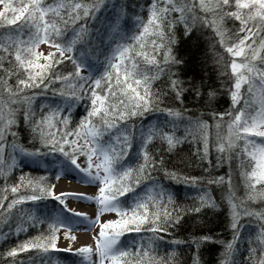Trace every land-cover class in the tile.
<instances>
[{
  "label": "snow or ice",
  "instance_id": "1",
  "mask_svg": "<svg viewBox=\"0 0 264 264\" xmlns=\"http://www.w3.org/2000/svg\"><path fill=\"white\" fill-rule=\"evenodd\" d=\"M0 28V219L8 226L0 237L7 243L14 215L17 233L29 223L41 229L5 249L0 264L29 250L45 264H64L53 258L59 251L72 253L67 264H89L93 252L92 264H187L175 251L185 242L196 249L191 264L210 243L222 245L218 264H237L245 241L242 264H264V208L249 206L264 203V0H0ZM185 144L186 162H172ZM29 164L95 194L55 193L48 175L28 178ZM68 195L94 202V218L71 213ZM225 207L231 239L217 240L203 220L196 227L205 234L175 238L186 220ZM74 222L98 227L94 247L57 249L58 231Z\"/></svg>",
  "mask_w": 264,
  "mask_h": 264
},
{
  "label": "trees",
  "instance_id": "2",
  "mask_svg": "<svg viewBox=\"0 0 264 264\" xmlns=\"http://www.w3.org/2000/svg\"><path fill=\"white\" fill-rule=\"evenodd\" d=\"M227 26L228 27L232 26L231 21L227 22ZM0 34H2V28H0ZM211 35H212L211 30H209L206 33V36L211 37ZM210 44H211L210 39L205 40L203 44V48L208 57V71L213 76H215V72L213 69L214 52L210 49L209 47ZM2 74H3L2 71H0V75ZM11 83L15 84V79H12ZM159 86L160 85H157V87ZM50 95L51 94L49 93V96ZM220 106H221V110L228 109L229 104H228V97L226 95L221 98ZM37 110H38V107H37ZM19 119L22 124L23 123L22 113L19 114ZM215 131H216L215 129L212 130L213 138L215 136ZM221 131L223 133H226L227 132L226 126ZM180 147H181V151L172 157V162L174 163L177 162L180 157H184L185 162H186V158L189 152V147L187 144L182 145ZM238 151H242V143H241V148L238 149ZM213 163H215L214 157H213ZM232 167L233 169L237 168L235 160L232 163ZM35 169H36L35 165L29 164L28 167L23 168V172L29 174L28 176L29 179L34 178V177L38 178L42 175H48L50 185L54 186L55 177H56L55 173H50V174L45 173L43 168H40L39 170H35ZM248 170L250 171L251 169L249 168ZM184 171L191 172V174H196V175L200 174V170L198 168L195 170H192L190 168L184 167ZM219 171H227V166H225L221 170H218L216 174H219ZM20 174H21V169L19 168L14 169L12 172H10L9 173L10 179L8 180L9 185H11L12 183H15L18 180ZM234 183L238 185L236 189V195L238 197L243 198L246 195V192H245L243 184L239 183V170H236L235 172ZM3 186H4V180L0 178V189H2ZM180 190H181V196L183 197L186 190L183 188L182 185L180 186ZM188 195H192V193L189 192ZM213 195L216 199H219L218 192H214ZM0 196H4V193L2 191H0ZM11 196L12 194L9 190L7 193V198L10 199ZM178 203L182 205H186V204H191L192 202L190 200H186L182 198L180 201H178ZM249 206L252 208H256V209H261V208H264V203L260 201L249 202ZM3 207L4 206H0V212H2ZM48 207L49 208L52 207V202L49 203ZM226 213H227V208L225 207L222 211L219 212L218 215L208 214V215L201 217L200 219L193 218L192 220H186L183 227L176 231L175 238L180 241H188L190 239V235L205 234L204 232L199 231L196 227V225L200 224L201 221L203 220V221H206L202 225L203 228L206 230L211 229V234L216 235L217 240L223 239L226 241L228 239H231V233L230 231H228L227 225H226V219H227ZM17 222H18L17 217L14 215L12 217V222H11V227L13 231H12V234L8 237L7 243L2 237H0V254H2L5 249L11 248L16 243L22 242L31 236H36L41 231L40 228L33 227L31 223H29L28 225L25 226L26 227L25 231H21L17 233L15 231ZM0 230H2L3 232L8 231V226L5 224V222L2 219H0ZM238 247L240 251L236 255V261H237V264H242L244 257L248 255L246 251L247 249L246 241L242 242ZM222 250H223L222 245L219 243H210V244L202 245L201 249L199 250L201 264H218L219 259L222 258L221 257ZM50 251H54V250H50ZM175 251L177 253V257L179 260H184V261H187V264H191L192 252L196 251V249L195 247H190L189 244L185 242V243L178 244L175 247ZM159 255L164 256L165 252L161 251ZM30 258H32L33 264H45V258H42L40 254L35 250H29L27 253H18L16 257V264H21V261H23L24 264H28ZM53 258L61 259L62 261H64V264H67V260H64L65 258L62 257V254L60 252H55ZM0 260H3L2 255H0ZM9 264H11V259H9Z\"/></svg>",
  "mask_w": 264,
  "mask_h": 264
},
{
  "label": "bare ground",
  "instance_id": "3",
  "mask_svg": "<svg viewBox=\"0 0 264 264\" xmlns=\"http://www.w3.org/2000/svg\"><path fill=\"white\" fill-rule=\"evenodd\" d=\"M55 193H66V194H84V195H93L95 194V188L90 185L78 182L77 179L71 178L69 176H61L59 182L56 183ZM65 205L67 209L71 210V213H84L88 217L95 216L96 204L91 201H86L83 199H77L74 195H68L65 198ZM71 213H68L71 215ZM105 215V214H104ZM104 215L101 219L104 218ZM72 232L71 237L73 239V248H80L82 246L93 244V228L92 230H85L83 224L73 223V227L69 229ZM91 231L93 234H91ZM71 239V238H70ZM65 247V246H63Z\"/></svg>",
  "mask_w": 264,
  "mask_h": 264
},
{
  "label": "rangeland",
  "instance_id": "4",
  "mask_svg": "<svg viewBox=\"0 0 264 264\" xmlns=\"http://www.w3.org/2000/svg\"><path fill=\"white\" fill-rule=\"evenodd\" d=\"M39 50H43V52L46 54L47 51L49 50L48 49V46L47 45H41V48L38 49ZM82 157H78V161L81 160ZM61 176L59 178H55V183H54V187H53V191L55 192V188H56V183L59 182ZM57 202L55 201H52V207L54 204H56ZM104 218H110L108 214H105L104 215ZM65 232L68 233L67 236H65ZM73 232V231H72ZM72 232L69 230V229H65V228H61L58 233H57V240H56V244H57V249H65V248H69V246H71V248H73V239L71 238L72 236ZM93 232H98V227L97 226H93ZM93 232L91 231V234H93ZM71 238V239H70ZM94 242V240H93ZM94 247V243L93 244H90ZM65 246V247H63ZM61 254H62V257L65 258L64 260H67L66 258L71 256L72 253L71 252H63V251H59ZM77 259H80L82 260L83 258L82 257H78ZM95 260V254L94 252L92 253V255L90 256L89 258V264H92V262H94Z\"/></svg>",
  "mask_w": 264,
  "mask_h": 264
}]
</instances>
